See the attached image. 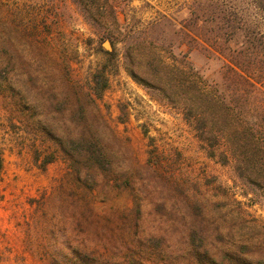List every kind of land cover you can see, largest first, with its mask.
<instances>
[{"label": "trees", "instance_id": "16d2710c", "mask_svg": "<svg viewBox=\"0 0 264 264\" xmlns=\"http://www.w3.org/2000/svg\"><path fill=\"white\" fill-rule=\"evenodd\" d=\"M74 1L97 29L101 20L89 15V0ZM219 19L220 24L232 25L231 20ZM198 22L197 17L184 22L188 44L207 43L210 48L205 51L225 61L221 82L206 80L187 58L181 62L184 66H178L171 54L173 62L167 63L154 47L160 41L156 37L149 43L140 36L129 38L126 71L154 100L182 116L209 159L232 170L248 193H264V34L242 24L234 27L236 34L207 36L197 30ZM113 25H119L115 15ZM103 38L113 41L110 34ZM231 39L239 42L231 46ZM190 47V51L196 48ZM22 55V30L0 18V84L10 81L8 88L15 95L22 94ZM41 56L44 61L38 58L42 61L38 65L44 81L38 106L45 113L41 112L43 133L70 165L61 194L71 206L73 237L62 244L69 256L63 257L59 249L54 264H159L152 256H165V264H229L233 257L236 264H253L246 248L236 249L222 234L215 215L221 205L210 190L199 188L189 175L183 178L172 160L158 151L155 137L146 133L151 149L142 164L129 140L110 126L100 106L109 88L106 68L92 74L85 89L68 80L46 51ZM143 65L149 69L144 76L136 70ZM30 80H35L33 75ZM56 161L50 154L40 168ZM3 166L0 152V178ZM164 168L167 176L161 174ZM125 190L134 198L128 214L104 216L95 211L90 195L97 193L107 201ZM148 191L155 195L159 216L153 222L140 195Z\"/></svg>", "mask_w": 264, "mask_h": 264}, {"label": "rangeland", "instance_id": "374dc122", "mask_svg": "<svg viewBox=\"0 0 264 264\" xmlns=\"http://www.w3.org/2000/svg\"><path fill=\"white\" fill-rule=\"evenodd\" d=\"M89 2V15L101 20L97 29L88 23V14L74 0H0V18L22 30L24 58L22 94L10 91V81L0 84V152L4 164L0 178V264H54L52 258L61 254L59 249L63 257L70 254L62 244L73 237L71 206L61 194L70 165L44 135L42 109L38 106L44 81L38 64L44 61V51L65 70L68 80L85 89L92 74L106 68L109 88L100 101L101 109L110 126L129 140L139 162H147L151 149L148 136L155 137L158 151L172 160L176 171L183 178L189 175L199 188L210 190L221 205L215 215L225 238L236 249L246 248L250 255L246 257L253 264H264V193H248L232 170L200 151L182 116L153 99L151 92L126 71L124 56L129 38L140 36L149 43L156 37L160 41H155L154 47L167 63L173 62L171 54L178 66L187 58L206 80L219 83L225 61L213 51H205L210 48L207 43L188 44L184 22L197 17V30L207 36L236 34L234 27L242 24L264 34V0ZM94 2L99 6H92ZM114 15L118 26L113 25ZM219 18L231 20L232 25L218 23ZM157 21L159 24H153ZM107 34L113 41L103 38ZM236 41L231 39L228 44L235 46ZM107 42L110 50L105 48ZM190 46L196 48L190 51ZM136 70L144 76L149 69L143 65ZM50 154L57 161L41 169L40 164ZM161 171L168 175L165 168ZM140 195L152 213L151 221L159 219L154 193ZM90 198L95 211L104 216L113 212L126 215L134 207L130 190L107 201L97 193ZM152 257L159 264L168 260L165 256ZM232 261L229 264H236L237 257Z\"/></svg>", "mask_w": 264, "mask_h": 264}, {"label": "water", "instance_id": "95a60500", "mask_svg": "<svg viewBox=\"0 0 264 264\" xmlns=\"http://www.w3.org/2000/svg\"><path fill=\"white\" fill-rule=\"evenodd\" d=\"M106 44H108L109 46H108V47L105 46V48H106L107 50H110V49H111L110 43L107 42Z\"/></svg>", "mask_w": 264, "mask_h": 264}, {"label": "bare ground", "instance_id": "6f19581e", "mask_svg": "<svg viewBox=\"0 0 264 264\" xmlns=\"http://www.w3.org/2000/svg\"><path fill=\"white\" fill-rule=\"evenodd\" d=\"M106 46V45H105ZM109 45H107L106 47H108Z\"/></svg>", "mask_w": 264, "mask_h": 264}]
</instances>
